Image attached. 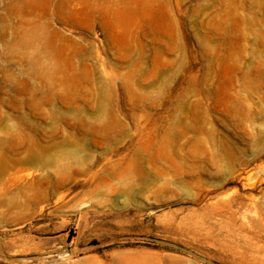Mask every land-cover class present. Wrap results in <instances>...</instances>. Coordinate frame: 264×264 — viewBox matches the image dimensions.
<instances>
[{
  "label": "rangeland",
  "instance_id": "obj_1",
  "mask_svg": "<svg viewBox=\"0 0 264 264\" xmlns=\"http://www.w3.org/2000/svg\"><path fill=\"white\" fill-rule=\"evenodd\" d=\"M0 264H264V0H0Z\"/></svg>",
  "mask_w": 264,
  "mask_h": 264
},
{
  "label": "bare ground",
  "instance_id": "obj_2",
  "mask_svg": "<svg viewBox=\"0 0 264 264\" xmlns=\"http://www.w3.org/2000/svg\"><path fill=\"white\" fill-rule=\"evenodd\" d=\"M219 210H221V209L219 208Z\"/></svg>",
  "mask_w": 264,
  "mask_h": 264
}]
</instances>
